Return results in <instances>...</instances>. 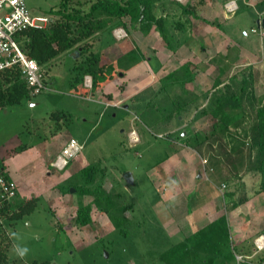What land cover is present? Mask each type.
Masks as SVG:
<instances>
[{
	"label": "rangeland",
	"instance_id": "374dc122",
	"mask_svg": "<svg viewBox=\"0 0 264 264\" xmlns=\"http://www.w3.org/2000/svg\"><path fill=\"white\" fill-rule=\"evenodd\" d=\"M231 1H236L237 8L241 4L240 10H230ZM258 1L181 0L191 2L199 15L211 22L192 20L190 42L189 38L183 45L186 49L173 57L176 65L189 61L193 70H199L195 81L186 88L196 94L212 90L216 85L212 76L215 67L208 58L230 54L232 45L239 48L240 59L232 64L230 73L251 64L256 95L259 101H264L263 35L252 32L257 23ZM61 2L26 0L33 15L49 14ZM217 22L224 24L227 31L218 28ZM243 30L248 32L247 36ZM126 31L128 36L122 39L114 31L115 44L104 60L112 62L129 48H137L142 61L130 70L121 67L120 75H113L102 89L95 87L91 94H78L70 84L73 61L60 56L45 73L49 89L31 101L0 110V157L9 170L21 177L18 185L23 198L40 197L36 210L8 229L13 241L10 256L23 263L50 260L52 264H169L160 254L177 243L180 235L167 222L171 217L167 211L183 219L189 232L212 219L214 212H232L229 191L235 193L233 198H249V206L233 210L232 216L237 223L240 221L238 226L264 227V196L258 193L259 175L246 173L233 177L230 172L234 168L225 159L220 166L213 167L210 157L217 154V147L209 154L206 150L199 153L190 146H182L169 160L147 170L166 151L168 140L163 135L182 129L187 134L186 128L204 131L211 121L207 118L192 121L193 110L181 117V123L174 119L167 129L148 127L145 121L155 118L144 112L145 101L159 89L160 77L172 69L167 63L172 51L153 29L139 32L128 27ZM156 59L164 61L159 71L153 69ZM140 64L143 66L140 72L129 73ZM135 96L140 97L132 101ZM112 106L117 108L110 117ZM58 110L71 113L70 119H62L61 128H56L57 122L51 117ZM158 113L162 118L164 113ZM72 137L85 147L70 167L58 171L50 163ZM97 160L109 170L105 188L113 186L111 178H114L126 203H133L132 223L126 233L115 228L109 215L96 208L93 223L81 226L76 220L77 209L92 198L79 196L76 190L64 194L58 187L73 171ZM126 171L132 172L134 183L124 178ZM155 199L163 202L159 204ZM186 204L192 209L190 215L186 213ZM157 205L160 216L154 213ZM126 213L130 216L129 211Z\"/></svg>",
	"mask_w": 264,
	"mask_h": 264
},
{
	"label": "trees",
	"instance_id": "16d2710c",
	"mask_svg": "<svg viewBox=\"0 0 264 264\" xmlns=\"http://www.w3.org/2000/svg\"><path fill=\"white\" fill-rule=\"evenodd\" d=\"M255 7L257 20L264 19V0L257 2ZM240 8L241 4L238 10ZM46 15L54 17L50 25L21 30L16 33V40L31 58L37 60L45 73L60 56H68L73 61L70 68V84L78 94H91L95 87L102 89L110 78H114L113 75H120L121 67L130 70L132 65L142 61L137 48H129L112 62L104 60L106 53L115 44L113 33L117 28L123 27L127 30L129 27L139 32H150L153 29L159 33L166 47L175 53L190 38L192 20L201 19L211 23L199 15L198 9L191 2L183 3L181 0H62L60 5L52 8ZM215 25L227 31L224 24L217 22ZM259 26L263 32L261 46L264 59V24L256 23L255 27ZM229 50L230 54L219 53L209 62L210 65H215L212 76L216 85L214 89L202 94H196L186 88L197 76V69L191 68L192 62L185 61L160 77L159 89L145 101L144 112L155 118L151 122L145 121L150 129H167L174 119L181 123V117L193 110L192 121L207 118L210 119L211 125L204 131L186 128L185 135L184 129L163 135V139L168 140L166 151L157 158L154 165L150 163L147 170L168 160L182 146H190L199 153L206 150L209 154L217 147V154L210 157L212 166H220L225 159L234 168V172H230L233 177L246 173L259 175L258 193L264 196V101H259L256 95V77L251 64L230 73L232 64L240 59V51L237 46L232 45ZM140 54L143 55L141 52ZM149 59L153 62V59ZM125 61H128L129 65H126ZM161 66L160 60L156 59L153 69L159 71ZM87 75L93 78V89L84 86ZM33 97L20 66L0 71V110L31 101ZM139 97H133L132 101ZM112 107L114 108L109 112L110 117H113V110L117 108ZM158 112L164 113L162 118ZM51 117L57 122L56 128H61L62 119H70L71 113L58 110L54 111ZM72 163L74 158L68 167ZM108 173V167L101 160H97L73 171L58 187L64 194L71 193V188H74L77 195L92 198L77 209L76 220L81 226L93 223L92 213L96 208L109 215L115 228L126 233L132 223L131 211L134 206L133 203H126L124 193L118 188L119 183L114 178H111L113 186L109 190L105 188L110 178ZM227 195L232 198V209L249 200L246 196L233 198L235 193L231 191L227 192ZM39 200L38 196L25 199L21 193L12 201L2 200L0 264H28L10 256L13 241L8 229L15 227L25 215L33 213ZM154 201L159 202L156 199ZM161 202L163 200H160L159 204ZM186 207L187 211L192 210L188 204ZM154 208L157 216L160 208L158 205ZM126 211L130 212V216ZM229 245V225L226 214L223 213L184 240L173 244L163 251L160 257L169 264H218L217 259L222 261L220 264H229L230 260L235 259L226 249ZM30 264L52 262L44 260Z\"/></svg>",
	"mask_w": 264,
	"mask_h": 264
},
{
	"label": "built area",
	"instance_id": "2783aa9c",
	"mask_svg": "<svg viewBox=\"0 0 264 264\" xmlns=\"http://www.w3.org/2000/svg\"><path fill=\"white\" fill-rule=\"evenodd\" d=\"M228 5L230 10L238 9L236 1H231ZM53 21L54 17L51 15H33L26 0H0V71L20 66L31 89V94L34 96L47 89L45 71L37 60L31 58L27 51L21 47L15 36L17 32L28 27L44 28ZM115 31L119 39L128 36L123 27H119ZM252 32L263 35L260 26L253 28ZM243 34L247 36L248 32L243 30ZM84 86L93 87L91 75L85 77ZM84 147V144L76 138H70L63 146L61 153L52 161L51 166L58 171L66 170L70 161L79 156ZM223 187L225 188L226 185L224 184ZM19 193L17 181L11 176L4 165V160L0 157V208L3 205V199L12 201ZM257 245L264 248V236L257 240Z\"/></svg>",
	"mask_w": 264,
	"mask_h": 264
},
{
	"label": "crops",
	"instance_id": "0c3cea01",
	"mask_svg": "<svg viewBox=\"0 0 264 264\" xmlns=\"http://www.w3.org/2000/svg\"><path fill=\"white\" fill-rule=\"evenodd\" d=\"M249 1H251V0H249ZM249 1L243 0L242 2L244 3V2H249ZM190 40H191V38L188 40V43L190 42ZM184 47L185 46H182L175 53L174 52H171L172 54L169 56L170 59L167 62L169 65H172L173 66L171 70L177 68L183 62H185V61H182L180 64H177L176 65V63L173 61L174 55L177 54V53H179L181 50L183 51V49H186ZM188 50H189V48H188ZM119 52H121V51L119 50ZM218 53H219V51H218ZM216 55H213L212 57H209L208 58L209 62ZM160 61H161L162 66H163L164 65V61L163 60H160ZM211 66H214L215 67V65H213V64ZM142 67H143L142 64H140V66L132 69L131 72H129V73H132V75H135V73H137V71L138 72L141 71V68ZM198 71L199 70H197V72ZM168 72H166V73H168ZM46 84H47V89H49L48 83H46ZM101 93H102V91H101ZM4 165L7 168V165H6L5 160H4ZM50 165H51V163H50ZM8 171L11 174V176L17 181V183L18 182L19 183L21 182V177H19V175L15 171H12V170H9V169H8ZM248 202H246V203H244L242 205H245ZM247 205L249 206L250 204H247ZM240 207H241V205L239 207L235 208V209H238ZM235 209H232L231 208L232 212H229V211L228 212H220V211L218 212L216 210L217 213L214 212L212 219H209L204 224H202L200 227H196L195 229H193V230H191L189 232L184 227V225L187 224V223L182 222L183 219H180L179 220L178 216L177 215H174V213H171L170 211H167V213H169L171 215V217L167 220V222L169 224H171V226H172L171 228L173 229V231L176 234L178 233L180 235L179 236V241H178V242H180V241L184 240L187 236H189L192 233H194L196 230L202 228L203 226H205L206 224L210 223L211 221H213L214 219H216L217 217L221 216L224 213V214H226L227 221H228V225H229V238H230V245L227 246L226 249L228 250V252H231L234 255V257H235V259H234L235 261L234 260H230V263L229 264H264V248L262 249V248H260L257 245V240L261 236H264V232H263L264 227L257 228V227H251V226L249 227V226H246V227L243 228L242 226H238V225H240V221H238L239 223H237L236 218L232 216L233 210H235ZM186 213L190 215L192 213V210L191 211H186ZM157 216H160V213H158ZM176 220H177V222H176ZM226 245L227 244H224V246H226ZM221 262L222 261L220 259H217V263L218 264H220Z\"/></svg>",
	"mask_w": 264,
	"mask_h": 264
},
{
	"label": "water",
	"instance_id": "95a60500",
	"mask_svg": "<svg viewBox=\"0 0 264 264\" xmlns=\"http://www.w3.org/2000/svg\"><path fill=\"white\" fill-rule=\"evenodd\" d=\"M257 23L258 24H260V23H263L264 24V19L262 18V19H258L257 20ZM75 53V52H74ZM74 53H71V55H73ZM122 74V73H121ZM183 135H185V132H184V134ZM124 178L128 181V182H131V183H134V175L132 174V172H130V171H126L125 173H124ZM73 192H75V189L74 188H71V193H73Z\"/></svg>",
	"mask_w": 264,
	"mask_h": 264
},
{
	"label": "clouds",
	"instance_id": "9594fccd",
	"mask_svg": "<svg viewBox=\"0 0 264 264\" xmlns=\"http://www.w3.org/2000/svg\"><path fill=\"white\" fill-rule=\"evenodd\" d=\"M24 251H26V250H24ZM20 254H21V255H23V254H24V252H21Z\"/></svg>",
	"mask_w": 264,
	"mask_h": 264
}]
</instances>
